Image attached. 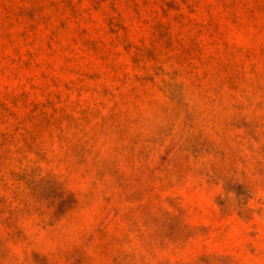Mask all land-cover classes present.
I'll return each instance as SVG.
<instances>
[{
    "label": "rangeland",
    "instance_id": "374dc122",
    "mask_svg": "<svg viewBox=\"0 0 264 264\" xmlns=\"http://www.w3.org/2000/svg\"><path fill=\"white\" fill-rule=\"evenodd\" d=\"M0 264H264V0H0Z\"/></svg>",
    "mask_w": 264,
    "mask_h": 264
}]
</instances>
